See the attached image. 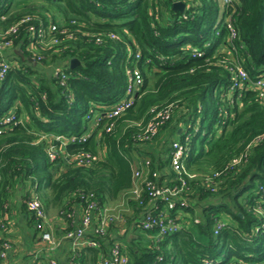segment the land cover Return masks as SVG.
<instances>
[{"label":"trees","instance_id":"16d2710c","mask_svg":"<svg viewBox=\"0 0 264 264\" xmlns=\"http://www.w3.org/2000/svg\"><path fill=\"white\" fill-rule=\"evenodd\" d=\"M175 1L0 0V40H10L14 51L0 80V122L6 115L16 122L0 126V231L7 228L1 213L8 212L12 191L30 180L36 190L48 185L65 233L76 228L74 206L124 204L128 211L103 234H87L96 247L72 251L71 263L86 264L88 251L90 264H102L117 244L126 264H264V104L252 91H231L225 66L232 59L225 51L232 43L224 25L230 16L233 44L250 78L263 76L264 0H235L233 7L179 0L182 13L172 10ZM52 24L57 32H49ZM14 25L15 33H7ZM71 59L79 61L74 68ZM135 66L142 76L138 96L109 119ZM158 111L169 118L154 139L140 143ZM86 116L97 120L89 125ZM86 133L81 143L57 140ZM174 141L185 148L184 169L194 177L182 175L188 206L171 211V218L182 214L180 230L156 242V228L144 231L140 221L163 208L152 188L179 186L169 165ZM50 147L58 154L54 161L47 158ZM79 154L96 159L76 165L71 159ZM240 156L246 162L230 166ZM135 170L142 175L134 181ZM28 199L22 209L41 239L50 232L45 224L40 229ZM219 221L224 225L215 234ZM123 224V237H110Z\"/></svg>","mask_w":264,"mask_h":264},{"label":"built area","instance_id":"2783aa9c","mask_svg":"<svg viewBox=\"0 0 264 264\" xmlns=\"http://www.w3.org/2000/svg\"><path fill=\"white\" fill-rule=\"evenodd\" d=\"M179 1V0H176ZM175 1V2H176ZM221 6L224 7H233L235 0H217ZM27 19L21 21L24 22ZM224 25L229 34V41L232 43V46L228 48V55L232 59V65H226L225 68L229 74L230 89L231 91H252L256 94V101L264 104V75L259 76L255 80L250 78L248 72L243 66L242 59L238 57L237 49L235 48L233 41L237 37L235 28L231 22V17L227 16L224 20ZM17 25L11 27L7 33H15ZM49 32H57L55 25H50ZM44 31L39 30L36 33L38 38L43 37ZM11 47V41L6 40L5 38L0 40V51L8 49ZM194 57H201V53L195 52ZM136 59H139V55L135 56ZM10 68V64L7 61H0V80L4 78L6 73ZM128 81L124 95L120 98L110 109V113L107 114L108 118L120 116L126 109L131 107L133 101L138 96L139 89L142 85V76L139 69L135 66L127 71ZM88 118V117H87ZM169 118L168 111H158L156 112L154 118L147 123L142 137L139 139L140 143H148L154 139L158 133V128ZM89 119V118H88ZM95 116L91 117L88 121L91 122L89 125H93L96 121ZM14 124L16 125L14 115H6L3 120L0 122V126L4 124ZM111 130V125L107 128V132ZM2 129L0 128V133ZM89 138V133L83 134L82 136L76 137L71 136L70 138L64 139L63 137H58L57 140L62 142H69L72 144L85 142ZM185 148L178 142L174 141L170 145V156H169V165L171 169L176 173L177 180L179 181V186H165L162 188H152L153 191L150 193L152 199L162 205L161 210L154 212H146L141 218V227L144 231H151L156 228L157 234L153 237L156 242L160 241V238L171 233H175L180 230V220L182 214L178 212L174 217L171 218V211L177 208L179 205L182 208H186L188 204L185 200L181 199L182 192L185 188V181L182 178V175H186L188 178H193V175H187L184 169L182 162V157L184 155ZM57 152L53 147L48 148L47 158L50 161H54L57 157ZM96 157L91 156L90 154H79L74 155L71 160L76 165H85L90 161L95 160ZM246 162L244 156L233 159L230 162V166H235ZM145 165H148V161H145ZM142 173L139 170H135L133 173L134 181L138 180L141 177ZM153 176H157L155 172ZM133 194L138 197L139 191L137 186L134 183ZM158 205L153 206L152 209H158ZM27 209L30 211L36 218L40 219L42 225L40 229H44V224H46V215L44 213L43 206L40 199L37 195H33L28 199ZM155 211V210H154ZM121 220V217L112 215L109 213V208L104 207L97 209L94 204L88 205L85 210L81 211V216L79 218V225L72 231L65 233L64 238L67 239L74 247L75 250H78L80 247H96V242L91 239H87L86 235L89 233L103 234L106 227L110 224H113L116 221ZM223 223L219 221L216 226L214 233L217 232L223 227ZM41 240L46 242L49 245H53V238L50 233H42ZM10 249V244L4 241L3 237L0 235V263L7 258V254ZM127 258L122 254L121 249L116 244L114 245L109 252L107 259L103 260L102 264H126ZM54 264V263H51ZM70 264H79V263H70Z\"/></svg>","mask_w":264,"mask_h":264},{"label":"crops","instance_id":"0c3cea01","mask_svg":"<svg viewBox=\"0 0 264 264\" xmlns=\"http://www.w3.org/2000/svg\"><path fill=\"white\" fill-rule=\"evenodd\" d=\"M0 28V35H1ZM228 54V50L225 51ZM14 51L12 49H4L0 51V61H8L12 57ZM35 66V63H33ZM43 72V70H39ZM44 73V72H43ZM39 140L47 138L43 131L39 133ZM66 137V136H65ZM36 186L32 185L30 180L19 184L12 191L10 196V205L8 212L2 218L6 220L7 228L5 232L0 231V235L6 238L10 243V249L7 258L0 264H70V257L74 251L73 245L64 238L65 230L67 229L65 219L60 215L59 210L54 208L48 201L49 187L43 185L39 190ZM33 195H41L44 199L47 208V220L45 227L53 238V245H49L40 239L39 233L35 229L32 220L29 219L30 214H26L23 209L24 199L27 196L30 198ZM74 216L77 221L76 227L79 225V218L81 210L79 207L74 206ZM128 217H131L129 215ZM123 228H118L110 233V237H123L122 233L126 230L124 224ZM123 231V232H122ZM127 240L132 237L131 233H127ZM89 235V234H88ZM122 235V236H121ZM117 239V238H115ZM120 239V238H119ZM80 247L79 249H82ZM86 264H90L91 254L88 251L84 252Z\"/></svg>","mask_w":264,"mask_h":264},{"label":"water","instance_id":"95a60500","mask_svg":"<svg viewBox=\"0 0 264 264\" xmlns=\"http://www.w3.org/2000/svg\"><path fill=\"white\" fill-rule=\"evenodd\" d=\"M184 9H185V5L180 1H176L172 4V10L175 12L182 13L184 11ZM78 64H79V61L77 59H71L70 60V67L71 68H74ZM238 216H240V214Z\"/></svg>","mask_w":264,"mask_h":264},{"label":"rangeland","instance_id":"374dc122","mask_svg":"<svg viewBox=\"0 0 264 264\" xmlns=\"http://www.w3.org/2000/svg\"><path fill=\"white\" fill-rule=\"evenodd\" d=\"M36 1H38V0H36ZM86 118H87V116H86ZM89 124H91V122H89ZM63 138L67 139L68 137H63ZM159 147H160V145L157 146V148H159ZM109 213L112 215H116V216L123 218V216H125L123 214L128 213V211H126L125 206L123 204V205H117L116 207H109ZM120 214H122V216Z\"/></svg>","mask_w":264,"mask_h":264}]
</instances>
